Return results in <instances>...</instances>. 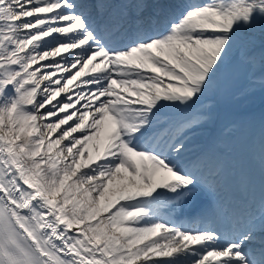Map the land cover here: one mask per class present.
I'll list each match as a JSON object with an SVG mask.
<instances>
[{"label": "snow or ice", "instance_id": "obj_1", "mask_svg": "<svg viewBox=\"0 0 264 264\" xmlns=\"http://www.w3.org/2000/svg\"><path fill=\"white\" fill-rule=\"evenodd\" d=\"M233 62L264 79V0H0V264H264V145L239 207L189 156Z\"/></svg>", "mask_w": 264, "mask_h": 264}, {"label": "rangeland", "instance_id": "obj_2", "mask_svg": "<svg viewBox=\"0 0 264 264\" xmlns=\"http://www.w3.org/2000/svg\"><path fill=\"white\" fill-rule=\"evenodd\" d=\"M214 89L216 92L210 91L202 100L203 104L198 108V111L205 116L207 121L204 124L202 123L200 131H198L200 142L207 138L208 132L214 127L216 122L227 121L226 131H231L232 129L234 130L235 122L239 120L242 113H249L250 118L253 115H264V102L261 101L264 79L260 78L259 75L253 80L249 75L247 78L245 76L239 78L238 73L232 76L228 72L218 79ZM231 96L237 99L234 102L233 109L214 111L219 98L229 99ZM99 141L101 142L102 138Z\"/></svg>", "mask_w": 264, "mask_h": 264}, {"label": "bare ground", "instance_id": "obj_3", "mask_svg": "<svg viewBox=\"0 0 264 264\" xmlns=\"http://www.w3.org/2000/svg\"><path fill=\"white\" fill-rule=\"evenodd\" d=\"M233 120V119H232ZM234 121V120H233ZM242 121H245L246 122V124H244V128H243V130L244 131H246V127L247 128H249V126H250V123H249V117H248V113H242L241 115H240V117H239V120H237L236 122H235V124H237L238 123V127L241 125V122ZM264 121V120H263ZM224 123H227V121H222L221 123H217L219 126L221 125V124H224ZM242 130V129H241ZM104 135V133L102 132L101 133V135ZM233 135H235V137L234 138H232L233 137ZM239 135L237 134V132L236 133H234V134H230V136H229V138H228V144H229V146L231 147V145L232 144H234V142L235 141H238V137ZM223 138H224V136H223ZM239 143H240V145L238 146V149L241 151V150H244L248 145V141H244V140H239ZM206 144H208V142H206V143H204V145L206 146ZM229 147V148H230ZM208 148H210L211 149V146L209 145L208 146ZM206 152H208V151H206ZM206 152H205V154H206ZM211 155V154H210ZM228 155H230V157H229V159H231L232 160V156L231 155H233V153H230V154H228ZM231 164H232V162H231ZM250 168V167H249ZM251 170H253L254 172H253V175L254 176H256L257 178L259 177V174H260V171H258V170H254L253 168H250Z\"/></svg>", "mask_w": 264, "mask_h": 264}, {"label": "trees", "instance_id": "obj_4", "mask_svg": "<svg viewBox=\"0 0 264 264\" xmlns=\"http://www.w3.org/2000/svg\"><path fill=\"white\" fill-rule=\"evenodd\" d=\"M258 42H259V38H258Z\"/></svg>", "mask_w": 264, "mask_h": 264}]
</instances>
